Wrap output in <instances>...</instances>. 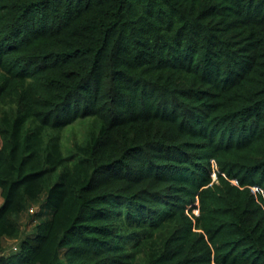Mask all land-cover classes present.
<instances>
[{"label":"trees","instance_id":"obj_1","mask_svg":"<svg viewBox=\"0 0 264 264\" xmlns=\"http://www.w3.org/2000/svg\"><path fill=\"white\" fill-rule=\"evenodd\" d=\"M0 138V264H264V0H0Z\"/></svg>","mask_w":264,"mask_h":264},{"label":"rangeland","instance_id":"obj_2","mask_svg":"<svg viewBox=\"0 0 264 264\" xmlns=\"http://www.w3.org/2000/svg\"><path fill=\"white\" fill-rule=\"evenodd\" d=\"M88 121V120H86ZM85 124L86 123H77L75 125L70 126L65 134H64V140H63V144H64V148L66 151H69V148L72 147L73 143L75 142L76 138H81L84 133H85ZM2 145V140L0 138V147ZM214 178H216V175H214ZM256 191V189H255ZM2 203L1 197H0V204ZM34 210H36V207L34 208ZM196 214H198V211H196ZM28 221L27 218H23V222ZM15 241L13 240H7L5 242V245L7 246V248L10 250L11 248L15 247Z\"/></svg>","mask_w":264,"mask_h":264},{"label":"built area","instance_id":"obj_3","mask_svg":"<svg viewBox=\"0 0 264 264\" xmlns=\"http://www.w3.org/2000/svg\"><path fill=\"white\" fill-rule=\"evenodd\" d=\"M214 168L216 169V167L214 166ZM214 175H216L215 173L213 174V177H214ZM214 179H216V178H214ZM233 183L234 184H236V182L235 181H233Z\"/></svg>","mask_w":264,"mask_h":264},{"label":"clouds","instance_id":"obj_4","mask_svg":"<svg viewBox=\"0 0 264 264\" xmlns=\"http://www.w3.org/2000/svg\"><path fill=\"white\" fill-rule=\"evenodd\" d=\"M215 169V168H214ZM216 174V173H215ZM213 180L214 181H216L217 180V176H216V179H214V177H213ZM236 182V181H235ZM256 189V188H255ZM255 189H254V191H255ZM257 190V189H256ZM256 192V191H255Z\"/></svg>","mask_w":264,"mask_h":264}]
</instances>
